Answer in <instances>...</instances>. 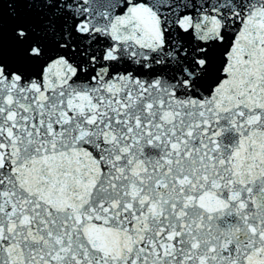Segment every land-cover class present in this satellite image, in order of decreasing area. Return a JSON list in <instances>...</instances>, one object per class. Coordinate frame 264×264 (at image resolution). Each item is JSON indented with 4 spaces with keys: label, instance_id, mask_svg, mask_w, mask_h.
<instances>
[{
    "label": "snow or ice",
    "instance_id": "obj_1",
    "mask_svg": "<svg viewBox=\"0 0 264 264\" xmlns=\"http://www.w3.org/2000/svg\"><path fill=\"white\" fill-rule=\"evenodd\" d=\"M0 264H264V0H0Z\"/></svg>",
    "mask_w": 264,
    "mask_h": 264
}]
</instances>
